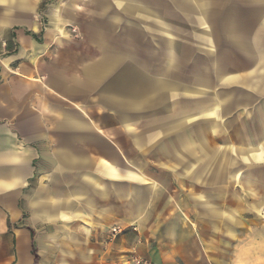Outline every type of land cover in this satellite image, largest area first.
I'll list each match as a JSON object with an SVG mask.
<instances>
[{
	"label": "crops",
	"instance_id": "0c3cea01",
	"mask_svg": "<svg viewBox=\"0 0 264 264\" xmlns=\"http://www.w3.org/2000/svg\"><path fill=\"white\" fill-rule=\"evenodd\" d=\"M81 2L0 0V264H111L151 223L155 264H264V0Z\"/></svg>",
	"mask_w": 264,
	"mask_h": 264
},
{
	"label": "rangeland",
	"instance_id": "374dc122",
	"mask_svg": "<svg viewBox=\"0 0 264 264\" xmlns=\"http://www.w3.org/2000/svg\"><path fill=\"white\" fill-rule=\"evenodd\" d=\"M81 6H79V10H80V17L81 19H83L84 21V25H86L87 22V18L91 19V17L89 16L88 12L91 11L92 9L94 10V17L93 18H97L101 16V7H86L85 6V0H82V2L80 3ZM88 14V15H87ZM116 29V27H115ZM114 29V30H115ZM118 29V28H117ZM111 30V32H109V34L116 36L118 31H114ZM71 33L72 35L77 38L78 40H83V32L80 31L77 27H72L71 28ZM190 32L188 31L187 27L184 25V31H183V38L179 39V41L181 42V44H183L184 48L190 47L189 50H191V47L194 45L195 41L192 38V35L189 34ZM141 59H142V64H144L145 66H149L150 65V56L147 53V51L150 50V43L148 41V39L143 38L142 42H141ZM193 52V51H192ZM190 54V58L195 59L197 61L198 58V54L197 53H192ZM194 66L190 65V68H192ZM192 71V70H191ZM148 72V71H147ZM192 74V72H190V75ZM192 78V77H191ZM245 97H241L238 99L239 103L237 105L240 106L242 105H248V106H252V110L255 112L253 119H248V122H253V129L256 131L257 130V126L258 123L261 121L258 117L259 113H256L258 111H260V102H257L256 100H254L252 103L248 102V103H243L245 102L244 99ZM192 101V99H191ZM242 101V102H241ZM205 103H206V108L209 109L210 107H213V99L209 97V95H206L205 97ZM242 110V109H241ZM240 122V121H238ZM208 142H209V146L211 148H214L218 143L220 142L219 138L216 139L212 134H208ZM213 152V151H212ZM208 171L211 170L212 168L207 166ZM209 173H207L208 175ZM231 177H235L234 174H230L229 172L226 174V169L222 171V180L226 179L227 182L226 183H222L221 187H219V189H217V187H213L211 183H207V187H206V191H207V200L211 203H221L223 210L227 209L228 210V206H226L225 203H227L229 201V195H230V183L229 180ZM208 180V179H207ZM226 184V185H225ZM210 185V186H209ZM221 188V193H218V191L215 192V190H220ZM236 192H238L239 194V190L235 189ZM216 196V198H215ZM218 196H221V199H217ZM226 196V198H225ZM245 202V201H244ZM243 204V202H240L239 200V206L241 207V205ZM238 223L239 226H264V209H261L260 212L255 213V214H239L238 216ZM149 226H146L145 228L143 227V229L141 228H132L131 233L127 234L126 236V249L125 251L121 250V251H116V248H113L111 251V255L113 254V260L111 261V264H138V262H141V264L143 263H148V264H155L153 262V259L151 257V254H153V252L155 251V249H158V251L160 250L157 245H159L157 239L155 238H151L149 236V234L151 233L150 227H152L153 225H155L154 223L148 224ZM247 227L243 228V231H247ZM119 233V230H118ZM117 233V234H118ZM129 233V232H126ZM164 233V232H162ZM244 233V232H243ZM117 234L113 235V230L111 231L110 234V240L109 242L111 244H115L116 240H117ZM164 247H162L163 249ZM165 251V250H164Z\"/></svg>",
	"mask_w": 264,
	"mask_h": 264
},
{
	"label": "built area",
	"instance_id": "2783aa9c",
	"mask_svg": "<svg viewBox=\"0 0 264 264\" xmlns=\"http://www.w3.org/2000/svg\"><path fill=\"white\" fill-rule=\"evenodd\" d=\"M118 230L117 229H113V235L117 234ZM138 264H141V262H138ZM143 264H148V263H143Z\"/></svg>",
	"mask_w": 264,
	"mask_h": 264
}]
</instances>
